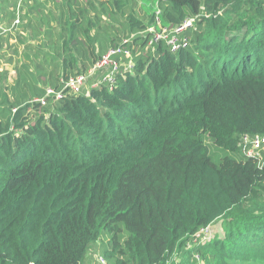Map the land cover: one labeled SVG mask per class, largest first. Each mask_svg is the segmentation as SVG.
Returning a JSON list of instances; mask_svg holds the SVG:
<instances>
[{"label":"trees","instance_id":"trees-1","mask_svg":"<svg viewBox=\"0 0 264 264\" xmlns=\"http://www.w3.org/2000/svg\"><path fill=\"white\" fill-rule=\"evenodd\" d=\"M190 17L185 47L148 45ZM11 30L24 52L14 80L0 63V264H85L102 233L105 264L264 261V153L242 145L264 136V0H0V60ZM115 47L132 68L112 90L101 68L30 102ZM216 222L222 237L195 239Z\"/></svg>","mask_w":264,"mask_h":264},{"label":"built area","instance_id":"built-area-1","mask_svg":"<svg viewBox=\"0 0 264 264\" xmlns=\"http://www.w3.org/2000/svg\"><path fill=\"white\" fill-rule=\"evenodd\" d=\"M194 18L190 17L184 20L181 24L176 26L173 29L160 28V30H155L154 28H150L149 32L151 33V38L148 42V45L153 42H157L163 40L169 46L171 51H178L181 47H185L187 45L186 38H180L179 36L189 27L192 26ZM15 22H18L16 19ZM157 24L159 25V21L157 20ZM123 54L124 57L130 58V51L127 49H123L120 47L110 48L108 49L101 58L84 74L77 75L75 77H71L62 83V87L60 89H54L52 87H48L45 89V93L40 98H33L30 102H39L41 105L45 104L46 98L51 97L54 100L61 99L63 96V91L67 90L71 93H77L81 86L84 84L87 77L92 76L97 69L106 68L107 72L103 75L102 81L108 86L109 90H112L115 84V74L119 71L122 64L118 59L114 58L116 55ZM127 70L132 68V64L126 62L124 66ZM92 86H97V82L93 83ZM242 145L243 152L246 155H260L262 152L264 153V136L261 135H244L242 136ZM264 164V160L262 162ZM208 228L200 230L199 234L206 231ZM99 264H105V261L100 256L97 257Z\"/></svg>","mask_w":264,"mask_h":264},{"label":"rangeland","instance_id":"rangeland-1","mask_svg":"<svg viewBox=\"0 0 264 264\" xmlns=\"http://www.w3.org/2000/svg\"><path fill=\"white\" fill-rule=\"evenodd\" d=\"M17 19H18V17H17ZM14 24H15V26H17L19 24V22L14 21ZM18 33L19 32H17V31H12V33H11L12 36L10 38H8V42L5 45L8 48V50L5 51L4 58L0 60V63H7L6 57H11V60H12L11 61L12 63H10L11 67H8L9 68V74L11 76V80H14L16 77L15 71H14V64L16 63V61L19 60L20 62L17 63V66H20L21 61L23 60V52H24L23 44L17 43V39L15 37V36H17ZM5 34H6V37L9 36V32H7ZM3 45H4V43H3ZM119 62L122 64V66H124V64L127 61H125V59L124 60L120 59ZM222 155L223 154H220V156H222ZM230 155L233 156L236 160H240L242 158L241 154H239V153H233ZM216 235L219 237H222V230L220 228V222H216V223L209 225V228L206 231H204L203 233L196 236L195 239L197 241H201L204 243V242H208V241L214 239L216 237ZM106 239H107V237L102 233L100 235L99 239L90 245V248L88 249L86 257H85V261H86L85 264H88V263L92 264V262L97 261V257L102 254V251L106 247ZM224 262L226 264H264V261L261 259H258L256 256H250L247 259L225 258ZM93 264H95V263H93Z\"/></svg>","mask_w":264,"mask_h":264}]
</instances>
